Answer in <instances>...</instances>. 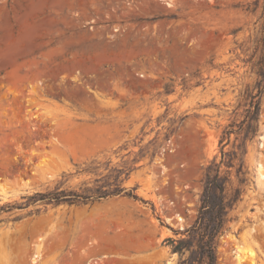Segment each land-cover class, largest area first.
Listing matches in <instances>:
<instances>
[{
	"label": "rangeland",
	"instance_id": "374dc122",
	"mask_svg": "<svg viewBox=\"0 0 264 264\" xmlns=\"http://www.w3.org/2000/svg\"><path fill=\"white\" fill-rule=\"evenodd\" d=\"M263 25L264 0H0V264H176L264 86ZM256 125L217 264H264V89ZM117 181L139 198L34 196Z\"/></svg>",
	"mask_w": 264,
	"mask_h": 264
},
{
	"label": "trees",
	"instance_id": "16d2710c",
	"mask_svg": "<svg viewBox=\"0 0 264 264\" xmlns=\"http://www.w3.org/2000/svg\"><path fill=\"white\" fill-rule=\"evenodd\" d=\"M264 28V25H263ZM264 45V40H263ZM259 74L264 80V62L260 66ZM264 86L257 84L256 93H248L244 101V119L234 129L229 124L224 135L231 132L242 135V141L224 149L221 145L220 159H212L204 167L203 187L199 197L197 213L189 226L182 229H172L175 237L165 238L172 253L177 254L176 264H217L220 238L228 229L229 222L238 202L242 198L243 184L246 182L247 166L244 155L245 140L257 130L260 95ZM223 139L220 140V143ZM97 181V180H96ZM114 195H125L134 199L139 198L132 189L122 187L120 183L94 184L84 187L81 191L75 189H58L56 191L36 192L41 200L68 203L100 200ZM13 207V205H7ZM3 209V207H0Z\"/></svg>",
	"mask_w": 264,
	"mask_h": 264
},
{
	"label": "bare ground",
	"instance_id": "6f19581e",
	"mask_svg": "<svg viewBox=\"0 0 264 264\" xmlns=\"http://www.w3.org/2000/svg\"><path fill=\"white\" fill-rule=\"evenodd\" d=\"M257 176L259 181H262L264 183V169L262 168L261 164L257 167ZM236 257H237V264H242L245 261L250 262V264H254L256 259V253L252 248H249L248 250H245L243 254L238 253ZM166 264H170V262Z\"/></svg>",
	"mask_w": 264,
	"mask_h": 264
}]
</instances>
